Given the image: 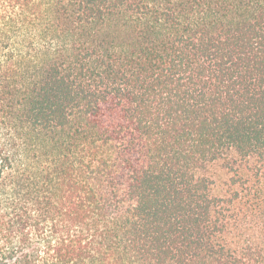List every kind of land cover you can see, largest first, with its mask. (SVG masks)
I'll return each mask as SVG.
<instances>
[{
    "label": "trees",
    "instance_id": "16d2710c",
    "mask_svg": "<svg viewBox=\"0 0 264 264\" xmlns=\"http://www.w3.org/2000/svg\"><path fill=\"white\" fill-rule=\"evenodd\" d=\"M0 264H264V0H0Z\"/></svg>",
    "mask_w": 264,
    "mask_h": 264
},
{
    "label": "rangeland",
    "instance_id": "374dc122",
    "mask_svg": "<svg viewBox=\"0 0 264 264\" xmlns=\"http://www.w3.org/2000/svg\"><path fill=\"white\" fill-rule=\"evenodd\" d=\"M208 172L213 175L214 184L212 186L215 194L222 193L224 185L229 177V171L224 161H219L210 165Z\"/></svg>",
    "mask_w": 264,
    "mask_h": 264
}]
</instances>
